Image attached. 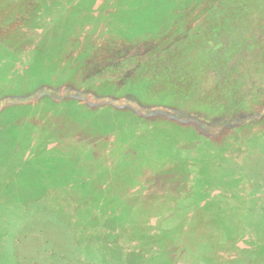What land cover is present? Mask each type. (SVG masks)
<instances>
[{
	"label": "rangeland",
	"instance_id": "obj_1",
	"mask_svg": "<svg viewBox=\"0 0 264 264\" xmlns=\"http://www.w3.org/2000/svg\"><path fill=\"white\" fill-rule=\"evenodd\" d=\"M0 264H264V0H0Z\"/></svg>",
	"mask_w": 264,
	"mask_h": 264
},
{
	"label": "trees",
	"instance_id": "obj_2",
	"mask_svg": "<svg viewBox=\"0 0 264 264\" xmlns=\"http://www.w3.org/2000/svg\"><path fill=\"white\" fill-rule=\"evenodd\" d=\"M208 62H209V60H208V61L206 60V61L201 62L202 65L200 64L201 66H199V68H201V67L204 68L203 63H204L205 65H207V64H209ZM213 64H214V62H213Z\"/></svg>",
	"mask_w": 264,
	"mask_h": 264
}]
</instances>
